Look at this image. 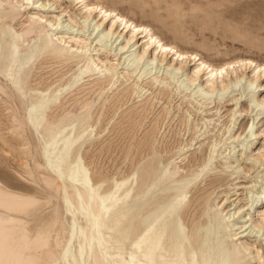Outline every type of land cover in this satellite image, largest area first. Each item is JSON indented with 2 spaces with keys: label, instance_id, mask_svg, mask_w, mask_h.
<instances>
[{
  "label": "bare ground",
  "instance_id": "obj_1",
  "mask_svg": "<svg viewBox=\"0 0 264 264\" xmlns=\"http://www.w3.org/2000/svg\"><path fill=\"white\" fill-rule=\"evenodd\" d=\"M38 1L0 0V53L3 54L0 57V136L16 131L3 126V117L16 113L15 105L10 106L8 102L21 104L35 131L41 132L49 141L47 163L52 173L60 180L69 172L76 197L75 201H65V210H70L73 218L86 223L90 264H263L264 206L256 209L252 202L262 194L257 187L264 176V124L256 131L248 128L243 136L263 139L259 153L240 152L242 148H238V141L246 128L238 132L234 131V125L244 112H249L246 108L231 111L229 123L223 125L220 138L208 143L206 158L194 169L175 175L166 165H158L161 158L153 159L147 165L133 166L127 178L115 182L111 192L98 197V185L89 183L79 154L83 142L92 137L93 122L97 120L93 119L92 104H82L80 109L84 110L75 115L81 123L79 128L72 132L73 123H70L58 130V125L68 115L64 106L59 105L62 87H42L45 82H35L32 77L43 68L47 59H51L76 66L63 88L77 83L85 68L91 72L90 77L102 76L93 84L100 89L111 84L117 72L115 66L122 61L121 64L126 66L134 65L130 73L138 71V82L149 76L152 78L143 83L145 86L162 82L167 87L166 80L153 73L155 70L151 65L157 59L159 68L164 66L171 81L175 80L174 87L169 88L189 90L198 84L194 92L210 96L207 104L214 102L213 96L220 100L229 90L236 88L239 93L230 100L237 105L247 91L250 112L255 110L257 114V111L264 110V61L236 57L213 64L195 51L183 50L167 42L150 25L130 18L101 0H71L78 5L79 13H68L67 23L61 25L62 19L60 21L56 14L45 19L28 11L36 9L30 4H47ZM51 2L60 6L59 0ZM20 17L28 24L21 34H16L11 22ZM79 19H83V23H78ZM75 25H79L83 32L88 30L85 26H92L86 37L94 35L90 43H99L100 50H104L102 57L91 53L94 46L91 50L86 47L85 36L57 31L58 27ZM29 36L28 40L26 37ZM120 38H124L123 42ZM126 46L132 50H124ZM135 46L139 47L133 54ZM128 51L133 53L126 54ZM35 60H38L37 64ZM129 75L123 76L129 78ZM135 85L139 86L137 82ZM164 87L158 92L164 91ZM124 95L121 93L109 107L115 106ZM8 109L11 113H6ZM137 113L139 117L145 114L143 111ZM212 121V117H205L202 125L207 128ZM248 142L245 149L249 148ZM243 158L251 163L243 165L240 162ZM253 173L256 174L251 176ZM241 178H249V183L243 187L242 198L230 200L229 190L237 192V188L229 186L237 185L236 180ZM201 182H208L207 187L195 198L196 208L188 216L190 191ZM151 183L155 184L151 186ZM29 199L24 192L10 188L0 180V264H66L63 261L65 248L56 255L48 244V235L41 230H35L28 238L22 220L14 216H23ZM28 230L32 231L31 227ZM10 241L20 244L9 249Z\"/></svg>",
  "mask_w": 264,
  "mask_h": 264
},
{
  "label": "rangeland",
  "instance_id": "obj_2",
  "mask_svg": "<svg viewBox=\"0 0 264 264\" xmlns=\"http://www.w3.org/2000/svg\"><path fill=\"white\" fill-rule=\"evenodd\" d=\"M41 1L47 2L46 6H41L38 3L30 4L36 9L32 8L28 11L37 13L45 19H50L56 14V17H60V21L62 19L61 25L67 23L69 14L79 13L78 5H74L71 0H59L60 6L52 4V0H39L38 2ZM101 1L108 6L117 8L130 18L150 25L167 42L175 44L183 50L195 51L213 64H220L236 57H251L258 61H264V0ZM61 9H65L67 12L64 13ZM23 17L11 22L16 34H21L28 24L27 21H22ZM81 20L83 19H79L78 23H83ZM85 29L88 30L83 32L79 25H75L69 28L58 27L57 31L81 34L86 37L92 26H85ZM93 36L86 37L85 45L90 50L94 46L95 50H92L91 53H97L102 57L104 50H100L99 43H90ZM30 37L26 38L29 40ZM121 40L123 42L124 38H120ZM138 47L133 48L134 53L128 51L126 54H136ZM127 49L132 50L126 46L124 50ZM2 55L0 53V57ZM118 56H116L117 60ZM37 63L38 60H35V64ZM121 63L122 61L120 64L117 62V66H115L117 72L111 84L103 85L104 87L102 86L103 88L100 89L93 84L96 79L102 78V76L98 74L90 77L91 72L85 68L77 83L72 87L63 88L76 70V66L72 63H58L51 59H47L43 68L37 70L32 77L35 82H45L41 85L42 87L46 85L49 88L58 85L62 87L59 105L64 106L63 110L68 115L58 125V130L70 123H73L72 132L75 128H79L81 123L75 115L84 110V108L80 109L82 104H92L93 119L97 118V120L93 122L92 137L83 142L79 154L81 163L87 170L89 183L98 185V197H103L111 192L115 182L127 178L133 166L147 165L153 159L161 158L162 162L158 165L160 167L166 165L169 171L175 175H182L189 168L194 169L206 158L208 143L214 138L217 140L220 138L222 127L229 123L230 113L233 109L246 108L249 111L244 112L234 125V131L240 132L246 128L238 141V148H242L240 152L259 153L263 139L255 136L252 138L243 136L246 135L248 128L252 127V130L256 131L264 124V110L257 111V114L255 110L250 112L247 91L237 105L230 100L233 95L239 93L236 88H233V91L229 90L220 100L213 96L214 102L207 104L211 100L210 96L194 92L198 89V84L189 90L184 87H180L178 90L169 88L174 87L175 80L171 81L164 66L159 68L160 63L157 59L151 65L155 70L153 73L164 78L168 84L167 87H164L162 82L153 83V87L152 85L145 86L143 83L148 82L152 77L146 76L144 81L139 80L138 82L136 76L138 71L130 73L134 65L126 66ZM126 74H130V79L123 76ZM180 75L181 71L178 73V76ZM135 82L140 87L136 86ZM163 87L164 91L158 92V89H163ZM121 93L125 94L121 96V100L116 102L115 106L109 107ZM5 98L10 99L8 96ZM11 99H13L12 96ZM8 104L15 105L16 113L8 118L3 117V126L12 127L16 131L0 136V180L10 188L24 192L26 197L30 198L23 216L16 214L14 216L18 220H22V224L27 230V233L26 230L24 233L28 238L35 230H41L48 235V244L56 255L62 253V248H65L66 253L63 256V261L66 264H90L91 250L87 248L85 238L86 223L84 220L73 218L70 210H65V201L68 203L70 200L75 201L76 197L70 184L69 172L65 173L64 179L56 178L47 163V156H50L49 141L41 132L35 131L33 123L26 119L27 114L21 104L14 101L8 102ZM216 107L219 108L218 111H216ZM140 111L145 113L142 117L137 115V112ZM6 113H11V109H8ZM205 117L213 118L207 128L202 125ZM248 140H251L250 143ZM246 141L249 143L248 149L244 147ZM240 162L246 166L251 163L244 158ZM262 173H264V168ZM255 174L253 173L251 176ZM259 176L262 175L259 174ZM236 181L237 185L229 186L237 188V192L234 191L235 189L229 190L230 200L242 198L243 187L249 183V178H241ZM207 183L201 182L196 188L191 189L190 204L186 209L188 216L195 210V198L204 192ZM58 184H61L60 188ZM154 184L151 183V186ZM258 185L257 189L261 190L262 194L253 198L252 206L256 209L264 206V176ZM30 227L32 231L28 230ZM92 234L95 235L94 231ZM29 240L27 239V242ZM19 244V242L15 244L14 241H10L9 249H15ZM107 254L112 255L111 252Z\"/></svg>",
  "mask_w": 264,
  "mask_h": 264
}]
</instances>
